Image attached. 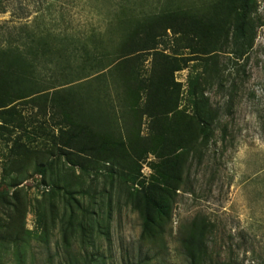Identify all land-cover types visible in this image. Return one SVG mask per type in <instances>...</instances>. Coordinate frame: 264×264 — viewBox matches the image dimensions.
Segmentation results:
<instances>
[{"label": "trees", "instance_id": "obj_1", "mask_svg": "<svg viewBox=\"0 0 264 264\" xmlns=\"http://www.w3.org/2000/svg\"><path fill=\"white\" fill-rule=\"evenodd\" d=\"M103 1L113 10L108 26L121 28V38L112 51L97 31L88 42L75 45L73 39L58 40L49 33L31 31L29 23L13 25L4 44L0 23V137L9 135L6 141L11 144L13 163L27 167L31 159L40 158V151L31 148L33 134L37 128H47L41 122L32 131V118L19 106L53 114L58 132L47 130L50 148L47 157L34 164L33 173L51 183L50 196H63L61 206L49 198L50 210L42 218L59 224L63 244L70 249L74 241L85 247L96 227L105 234L101 217L97 222L90 208L77 198L88 192L75 189L83 177L93 183L103 177L113 186L114 180L122 182L128 190L127 204L142 220L140 241L162 243L178 192L190 191L191 163L201 164L221 121L220 109L213 108L206 92L217 88L231 96L236 91L237 81L247 76L257 31L264 26L258 17L260 0H198L186 8L165 0L155 10L141 14L132 4L142 0ZM4 13V0H0V16ZM169 34L177 46L174 56L160 51ZM181 52H187L185 57ZM150 56L152 69L147 75L141 63ZM192 61H199L201 68L189 81L192 112L188 114L180 109L181 84L175 74ZM40 66L50 72L48 80L35 75ZM145 122L149 134L142 136ZM17 131L22 134L13 139ZM150 155L157 158L152 163L154 174L148 184L141 183V190L135 189L141 161ZM60 164L73 177L56 172ZM26 167L15 178L9 176L14 174L10 170L0 183V204L12 211L1 240L15 243L17 248L30 233L25 229L27 209L18 201L19 191L11 195V190L25 180ZM53 172L49 183L48 175ZM7 177L12 181L7 183ZM207 230L197 219L186 229L182 246L189 264L202 263ZM66 261L97 264L71 253Z\"/></svg>", "mask_w": 264, "mask_h": 264}, {"label": "rangeland", "instance_id": "obj_2", "mask_svg": "<svg viewBox=\"0 0 264 264\" xmlns=\"http://www.w3.org/2000/svg\"><path fill=\"white\" fill-rule=\"evenodd\" d=\"M195 1L198 0H174L184 8ZM164 2L142 0L132 4V8L136 13L150 12ZM4 7L6 13L0 16L4 44L13 25L24 23L30 24L31 31L49 33L58 40L73 39L71 42L75 45L88 42L91 33L97 31L102 33L103 43L111 51L121 38V28L108 26L107 19L113 10L111 4L103 0H4ZM258 17L264 22V0L259 1ZM175 48L177 46L169 34L160 51L174 56ZM186 53L180 54L185 57ZM222 58V61L226 60V57ZM141 67L149 75L151 56L141 63ZM200 68L199 61H192L175 74L176 82L181 84L180 109H185L188 114L192 112L189 81ZM35 75L45 80L51 77L50 72L41 66ZM206 94L213 108L220 109L221 121L201 164L192 161L190 191L178 192L172 222L162 237V243L160 241L157 245L140 241L142 220L127 204L128 190L122 182L114 180L113 186L103 177H98L94 183L83 177L75 189L88 192L77 194V198L90 208L97 222L101 217L105 234H100L96 227L85 247L77 241L72 242L71 249L64 246L59 224L47 223L42 213L50 210L49 198L60 206L62 204V194L50 196V180L54 179L51 175L59 170L72 177L73 173L63 164L57 165L53 174L48 175L50 184L43 182V175L33 173L34 164L40 163L41 157H47L46 149L50 148L51 138L47 130H58L53 125L51 112L43 115L37 108L20 105L23 114L32 118L35 124L30 128L32 131L41 122L46 123L47 129L41 131L37 128L33 134L31 148L40 151V158L35 157L33 162L31 159L27 167L13 163L11 144L8 146L6 141L9 135L0 137V183L10 170L13 169L14 174L9 176L15 178L26 167L25 180L11 190V195L19 191L18 201L27 209L25 229L30 233L23 237L20 248L12 242L5 244L1 235L10 223L12 211L0 204V264H67L69 253L92 259L97 264H137L140 261L144 264H189L182 239L196 219L208 227L206 254L201 264H264V26L257 31L247 76L237 81L236 91L229 96V93L223 95L217 88H212ZM20 134L22 132L17 131L13 139ZM148 134V122H145L142 136ZM149 158L150 162L147 161ZM156 161L157 158L150 155L141 161V169L147 162L153 175L152 163ZM79 174L77 169L76 175ZM6 181L9 183L12 179L7 177ZM46 233L47 237L44 236Z\"/></svg>", "mask_w": 264, "mask_h": 264}, {"label": "built area", "instance_id": "obj_3", "mask_svg": "<svg viewBox=\"0 0 264 264\" xmlns=\"http://www.w3.org/2000/svg\"><path fill=\"white\" fill-rule=\"evenodd\" d=\"M150 158L147 160L148 162H150ZM143 167L141 169V174H140V178H139V181L136 182L134 184V188L135 189H139L141 190L142 189V182H145V184H148L151 177H152V171L149 167H147L148 163L147 162H144L143 164ZM46 190L49 191V188L46 187Z\"/></svg>", "mask_w": 264, "mask_h": 264}]
</instances>
